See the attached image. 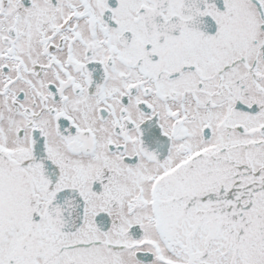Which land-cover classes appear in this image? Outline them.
I'll return each mask as SVG.
<instances>
[{
    "label": "snow or ice",
    "instance_id": "obj_1",
    "mask_svg": "<svg viewBox=\"0 0 264 264\" xmlns=\"http://www.w3.org/2000/svg\"><path fill=\"white\" fill-rule=\"evenodd\" d=\"M0 264H264V0H0Z\"/></svg>",
    "mask_w": 264,
    "mask_h": 264
}]
</instances>
